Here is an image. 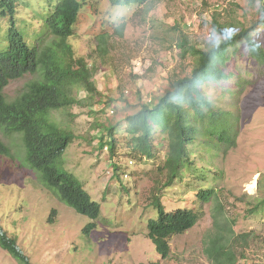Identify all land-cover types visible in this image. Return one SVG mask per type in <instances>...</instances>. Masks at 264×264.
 I'll return each instance as SVG.
<instances>
[{
  "label": "rangeland",
  "instance_id": "374dc122",
  "mask_svg": "<svg viewBox=\"0 0 264 264\" xmlns=\"http://www.w3.org/2000/svg\"><path fill=\"white\" fill-rule=\"evenodd\" d=\"M22 1L18 28L29 44H37L46 12L57 0ZM81 1L83 8L69 42L76 56L98 66V88L106 100L115 101L52 112L61 127L76 134L56 165L84 183L92 199L101 204L100 214L95 228L85 232L92 220L62 202L44 186L40 172L27 165L23 134L0 127V139L10 149V156L0 154L1 229L16 238L33 264H213L205 252V240L228 217L236 221L237 232L254 235L237 264H264V205L246 214L258 198H264V61L252 59L247 44L239 43L230 51L232 75L204 90L236 115L235 146H220L214 137H197L191 146L194 166L165 188L166 172L161 167L166 141L157 134L154 157L133 159L129 136L120 131L127 115L163 93L176 75L190 72L189 60L180 57L176 46L174 23L188 25L191 39L206 46L218 40L210 36L214 17L229 31L252 27L264 20L263 0H155L150 10L114 0ZM0 20H6L0 21V50H4L9 43L8 19ZM121 24L125 25L123 35L115 28ZM100 34H108L105 44L100 45ZM252 34L264 51V22ZM42 38L43 46L53 42L47 30ZM41 77L38 72L11 80L5 88L7 98L14 99ZM84 96L79 93L80 98ZM117 123L114 156L100 142L101 137L109 139L105 126ZM157 187H162L160 192ZM202 188L217 189L218 208L217 201L198 199ZM157 197L167 211L181 207L200 214L193 228L170 238L167 258L147 236L149 220L158 216L152 203ZM0 264L22 263L0 246Z\"/></svg>",
  "mask_w": 264,
  "mask_h": 264
},
{
  "label": "trees",
  "instance_id": "16d2710c",
  "mask_svg": "<svg viewBox=\"0 0 264 264\" xmlns=\"http://www.w3.org/2000/svg\"><path fill=\"white\" fill-rule=\"evenodd\" d=\"M114 2L135 4L138 8L149 10L155 7V0ZM83 4L81 0H57L46 12L37 44L31 45L18 28V11L24 7V2L0 0V17L8 19L5 34L8 33L9 38L6 48L0 50V127L23 134L27 165L40 172L44 186L62 202L92 220L84 229L89 232L95 228L101 204L92 199L80 179L57 167L56 161L62 157L76 134L61 127L52 118L55 110L101 102L104 105L113 104L115 101L109 98L106 100L98 88L95 80L98 66H90L85 57L76 56L73 45L69 42V38L75 33ZM263 22L262 19L252 27L232 32L225 29L216 16L212 19L213 32L210 36L214 35L218 40L206 46L191 39L189 27L185 23L176 22L172 25L176 46L180 49L179 55L182 59L189 60L190 72L172 78L163 93L143 102L136 112L126 116L124 129L120 126V131L129 136L128 143L132 151L129 157L133 159L154 157L157 134L166 141L167 153L161 167V171L166 172L163 184L165 188L181 179L184 170L194 166L191 146L197 137H214L218 145H236V115L231 110L222 108L204 90L208 84H219L232 75L228 68L231 58L229 54L239 43L248 45L252 59L264 61V51L255 44L256 39L252 34L256 26ZM115 28L119 35H123L124 24ZM46 30L52 35L53 42L43 46L42 35ZM107 35H98L100 45L107 42ZM38 72H41V79L28 83L14 99L7 98L5 88L11 80ZM80 92L85 93L83 98L79 97ZM118 127L119 123L105 126L109 139L104 141L101 137L100 142L102 148L108 145L114 156L118 148ZM0 154L10 156L9 146L1 139ZM114 168L119 170V165L115 163ZM157 189L160 192L162 187ZM197 197L203 202L217 201L216 208L219 207L216 188H202L197 192ZM152 203L158 210V216L149 220L147 236L162 258H167L171 254L170 238L193 228L200 214L193 209L181 207L167 211L159 197ZM262 205L264 198H258L246 214L255 213ZM55 213L56 210L53 209L52 215ZM215 220L219 223L216 218ZM221 220L224 221L222 217ZM235 222L234 219L225 217L221 226L218 224L216 230L207 236L205 252L213 264H237L239 259L245 257L246 246H249L254 235L250 232H237L234 229ZM0 246L22 264H33L18 247L16 238L7 235L1 227Z\"/></svg>",
  "mask_w": 264,
  "mask_h": 264
},
{
  "label": "clouds",
  "instance_id": "9594fccd",
  "mask_svg": "<svg viewBox=\"0 0 264 264\" xmlns=\"http://www.w3.org/2000/svg\"><path fill=\"white\" fill-rule=\"evenodd\" d=\"M231 31H232V32H235V30H234V29H233V30H231ZM112 111L114 112V109H111V112H112ZM109 112H110V111H109ZM113 112H112V113H113ZM105 146H108V145H105ZM105 146H104V149H105ZM107 150H109V146H108V149H107ZM131 163H132V162H131ZM125 176H126V175H125ZM127 176H128V175H127Z\"/></svg>",
  "mask_w": 264,
  "mask_h": 264
},
{
  "label": "bare ground",
  "instance_id": "6f19581e",
  "mask_svg": "<svg viewBox=\"0 0 264 264\" xmlns=\"http://www.w3.org/2000/svg\"><path fill=\"white\" fill-rule=\"evenodd\" d=\"M256 186V184L254 183V184H251V187H255Z\"/></svg>",
  "mask_w": 264,
  "mask_h": 264
},
{
  "label": "built area",
  "instance_id": "2783aa9c",
  "mask_svg": "<svg viewBox=\"0 0 264 264\" xmlns=\"http://www.w3.org/2000/svg\"><path fill=\"white\" fill-rule=\"evenodd\" d=\"M113 112V111H112ZM108 149V146H105V150H107ZM127 176V175H126Z\"/></svg>",
  "mask_w": 264,
  "mask_h": 264
}]
</instances>
